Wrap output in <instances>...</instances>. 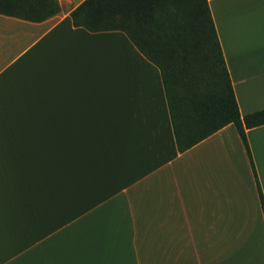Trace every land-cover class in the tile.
Instances as JSON below:
<instances>
[{
    "label": "crops",
    "instance_id": "0c3cea01",
    "mask_svg": "<svg viewBox=\"0 0 264 264\" xmlns=\"http://www.w3.org/2000/svg\"><path fill=\"white\" fill-rule=\"evenodd\" d=\"M0 14V264H264L230 123L177 149L157 66L122 31ZM241 115L264 108V0H207ZM264 198V124L246 130Z\"/></svg>",
    "mask_w": 264,
    "mask_h": 264
},
{
    "label": "trees",
    "instance_id": "16d2710c",
    "mask_svg": "<svg viewBox=\"0 0 264 264\" xmlns=\"http://www.w3.org/2000/svg\"><path fill=\"white\" fill-rule=\"evenodd\" d=\"M58 0H0V14L42 21ZM72 24L122 31L158 67L177 149L183 152L232 123L247 151L264 216L246 130L264 124V108L241 115L207 0H83Z\"/></svg>",
    "mask_w": 264,
    "mask_h": 264
}]
</instances>
